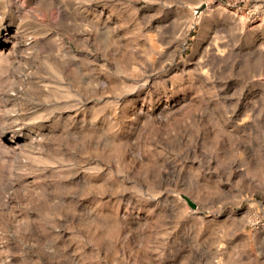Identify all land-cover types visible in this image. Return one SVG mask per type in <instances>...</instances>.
<instances>
[{"label": "rangeland", "instance_id": "rangeland-1", "mask_svg": "<svg viewBox=\"0 0 264 264\" xmlns=\"http://www.w3.org/2000/svg\"><path fill=\"white\" fill-rule=\"evenodd\" d=\"M0 264H264V0H0Z\"/></svg>", "mask_w": 264, "mask_h": 264}, {"label": "water", "instance_id": "water-1", "mask_svg": "<svg viewBox=\"0 0 264 264\" xmlns=\"http://www.w3.org/2000/svg\"><path fill=\"white\" fill-rule=\"evenodd\" d=\"M187 202L192 208L196 207V205L193 202H191L190 200L187 199Z\"/></svg>", "mask_w": 264, "mask_h": 264}, {"label": "bare ground", "instance_id": "bare-ground-1", "mask_svg": "<svg viewBox=\"0 0 264 264\" xmlns=\"http://www.w3.org/2000/svg\"><path fill=\"white\" fill-rule=\"evenodd\" d=\"M205 6H206V8H208V7H209L207 3H205ZM4 39H7V35H6V36H4ZM4 39H3V40H4Z\"/></svg>", "mask_w": 264, "mask_h": 264}]
</instances>
